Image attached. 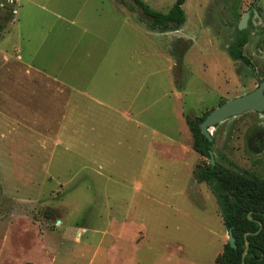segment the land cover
<instances>
[{
  "label": "rangeland",
  "instance_id": "obj_1",
  "mask_svg": "<svg viewBox=\"0 0 264 264\" xmlns=\"http://www.w3.org/2000/svg\"><path fill=\"white\" fill-rule=\"evenodd\" d=\"M124 1L132 28L119 35L118 16L99 28L110 18L107 0L0 3V51L17 44L22 61L43 69L26 73L36 85L9 91L8 109L0 94V264H215L226 242L213 194L191 177L193 165L207 158L191 149L184 122L180 136L176 116H199L264 78V0H183L184 22L162 33L144 29L139 8ZM141 1L166 12L175 0ZM254 8L259 12L251 15ZM245 12L242 53L249 65L227 54ZM98 29L117 35L105 78L97 71L100 48L93 47ZM172 45L188 50L180 70L172 66ZM74 76L92 90L105 83L102 96L120 109L138 93L134 105L146 106L141 153L129 147L132 127L119 119L90 137L43 138L61 124L60 104L45 101L50 78ZM210 132L215 162L264 179V110L227 118ZM162 142L172 146L164 150ZM144 159L148 169L137 178Z\"/></svg>",
  "mask_w": 264,
  "mask_h": 264
},
{
  "label": "crops",
  "instance_id": "obj_2",
  "mask_svg": "<svg viewBox=\"0 0 264 264\" xmlns=\"http://www.w3.org/2000/svg\"><path fill=\"white\" fill-rule=\"evenodd\" d=\"M107 1L109 5L108 16L110 18H108L106 21L105 20L100 21L99 28H101L102 26H107L108 22L111 20L114 21L117 16L121 20L120 22L121 24L119 25L118 35L120 34V31L122 30V28H124L125 25H128L132 28L130 24H126L129 15L127 14L126 11L131 10L128 9L122 3V1L124 3L126 2L124 0L122 1L107 0ZM1 2H3V0H0V3ZM129 3L127 2V4ZM144 29L147 30L146 27H144ZM144 29L142 33L147 35V32ZM102 31L98 29L97 32H94V34L96 35H95V41L93 43V47H96L97 45L100 48L98 51L99 54L101 53V56H99L100 59H98L97 71L99 74L103 73L105 78L106 76L105 73L108 70V67L112 61L111 57L113 50L116 51L115 49L112 50V47L114 44L113 38H116L117 35L115 36L114 33L104 34ZM9 44L13 47L11 48L10 52L0 51V91H1L0 94H2L3 97L2 102L7 106V109L9 108L8 106L10 103L12 104V106L14 105L13 92L10 94L9 91L13 90L14 87L20 88V86L23 85L26 87V84H28L29 86L32 84L36 85V83L34 82L35 80H38V78L34 75L28 76L27 74H29L31 70L36 72L43 70L38 67H35L33 61H24V60L22 61V57H20L21 51L19 50L18 45L12 44L11 42H9ZM187 51H185V53ZM184 54L182 57H184ZM3 61L4 63L6 62V64H4ZM172 66H174L175 70L177 69L180 70V66L176 67L173 60H172ZM167 69L171 71L173 68L171 69L169 67ZM22 70H24L23 72L25 73V75L21 73ZM17 72L21 74L20 77L16 75ZM77 75L78 74H76V76ZM79 80L80 79H78V77L75 76L73 77V79L69 81L67 80L62 81L59 80V78H55V77L50 78L51 83L48 84L49 89L46 90L45 101L50 106H52V104H57V103L60 104L61 124L59 125L56 123L45 129L44 132L45 134H43V138L47 140V138L50 137L52 138L53 136L61 137V138L71 137V136L90 137L91 134L94 135L96 133L99 125L101 128L104 123L110 124L111 120L119 119L125 121L126 125L128 124L130 128L132 127L129 133L126 132L128 134L127 141L129 143V147L131 149L134 148L136 152L141 153L142 152L141 149L142 147H140V144L142 142L141 139H146V136L142 135V131L140 128L142 126L141 114L145 110L146 106L142 107V106L134 105V98L135 96H137L138 93L135 92L134 96L130 100L129 99L124 100L123 103L128 102V104L125 105V108L120 109L119 107L116 106L114 102L110 101L107 97H105L108 96L107 93H105V89L107 88L105 83L103 82L98 83V86L96 88L93 87L92 90L91 84H85V83L81 84L79 83ZM170 80L174 84L173 73H170ZM25 87L24 89H26ZM102 94H104L105 96H102ZM175 96L176 97L179 96V92H175ZM58 97L60 99L59 101L57 100ZM24 104H29V101L25 100ZM88 104L92 106L91 112H89V110L87 109ZM47 111L48 108L46 109L45 114L43 116L48 115ZM177 112L180 114L179 110H177ZM176 117L178 119L177 131L180 134V136L184 135L183 133L184 130H182V126H181V123L184 122V119L182 118L181 114L177 115ZM68 129H70L72 132ZM166 139L169 140L171 144L177 145V147L179 148L178 141L177 142L173 141L168 137ZM51 142H48L50 146H52ZM144 143H146V141H144ZM45 144L46 142L44 143V145ZM170 146L172 145H168V142L166 143L162 142L160 144V147L161 148L163 147L164 150H168ZM79 153L86 154V151ZM148 164L149 163L148 161H146V159L140 160L138 162L137 166H135L137 169L135 173L137 178H143L145 176L146 171L148 169Z\"/></svg>",
  "mask_w": 264,
  "mask_h": 264
},
{
  "label": "trees",
  "instance_id": "obj_3",
  "mask_svg": "<svg viewBox=\"0 0 264 264\" xmlns=\"http://www.w3.org/2000/svg\"><path fill=\"white\" fill-rule=\"evenodd\" d=\"M131 1L144 16L138 19L147 30L159 33L174 31L184 22L181 9L183 0H175L166 12L152 9L141 0ZM122 3L128 9L132 8L131 4ZM254 11L257 14L259 12L254 8L251 15ZM234 30L235 36L227 48V54L231 60H239L249 65L242 53L247 35L236 26ZM185 50L186 47L178 49L171 46L169 51L176 67L181 65ZM209 110L199 116L185 115L183 119L191 135V149L207 158L206 163L194 164L191 171L192 181L207 185L217 202L222 224L226 230H230L235 243V248H231L226 242L223 244L215 264H240L241 260L243 264H264V179L249 177L215 161L210 164L208 150H211L213 141L206 140L199 133V123Z\"/></svg>",
  "mask_w": 264,
  "mask_h": 264
},
{
  "label": "water",
  "instance_id": "obj_4",
  "mask_svg": "<svg viewBox=\"0 0 264 264\" xmlns=\"http://www.w3.org/2000/svg\"><path fill=\"white\" fill-rule=\"evenodd\" d=\"M255 15L256 12L254 11ZM247 12H245L237 22V29L241 30L246 23ZM264 110V78L260 79L257 85L237 96H234L228 100H224L223 102L217 104L213 108H211L203 117V119L199 123V133L206 138V140L211 141V132L210 129L224 121L227 118L232 116L239 115L246 111H255L262 112ZM209 154V162L210 164L214 163L213 156L211 150H208ZM226 243L231 247L235 248L234 239L231 235L230 230H226ZM243 264V260L241 263Z\"/></svg>",
  "mask_w": 264,
  "mask_h": 264
}]
</instances>
